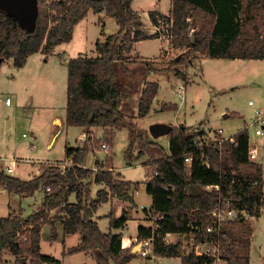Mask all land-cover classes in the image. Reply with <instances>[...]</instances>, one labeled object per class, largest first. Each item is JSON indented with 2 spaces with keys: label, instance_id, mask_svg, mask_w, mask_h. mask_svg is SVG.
I'll use <instances>...</instances> for the list:
<instances>
[{
  "label": "trees",
  "instance_id": "trees-1",
  "mask_svg": "<svg viewBox=\"0 0 264 264\" xmlns=\"http://www.w3.org/2000/svg\"><path fill=\"white\" fill-rule=\"evenodd\" d=\"M37 2L39 12L33 30L0 9V67L6 60L13 59L15 66L21 68L31 55L40 52L47 55L58 45L70 42L74 28L90 11L113 18L119 30L105 36V41H97L96 57L80 55L68 62L64 125L82 128L88 134L93 129H104L109 141L113 140L114 130L127 127L131 145L137 141L140 155L151 159L149 171L153 178L147 183L146 192L153 199V215L162 217L156 223L152 221L148 228L140 226L138 240L153 237L157 257L179 258L182 264H211L209 257L197 256L194 249L186 253L182 242L167 244L164 237L167 233L190 234L194 235L195 244L198 243L205 237L207 227L213 225L212 212L218 205L246 211L256 219L262 216L263 167L248 159V132L238 131L236 143L224 142L222 146L215 144L207 149L205 156L210 166L193 145L185 125L170 133L168 151L146 140L144 132L133 122L136 113L133 98L137 90L141 92L137 113L140 117L148 116L160 85L147 79L161 69L149 62L136 67L130 65L134 61L135 44L161 38V34L145 31L141 15L132 6L133 0ZM171 2L169 15L150 11L149 17L153 26L167 32L173 49L188 50L214 60H264V0ZM196 29L193 40L192 30ZM173 64L169 63L166 71H172ZM177 108L175 104H165L162 110L176 111ZM65 154L73 164L65 172L60 166H50L40 176L25 181L0 170L1 189L27 197L39 190L46 193L42 206L34 214L22 217L12 212L0 217V264H5V253L16 257L14 264H62L41 253L42 229L51 224V238L56 240L54 225L57 221L63 225L66 236H80L77 245L65 248L67 255L90 254L97 264L112 261L127 264L138 257L136 252L123 248L122 234L113 232L123 227L127 221L125 216L115 218L109 214L111 231L108 234L100 230L93 216L110 196L133 204L131 190L139 183L122 180L112 167L102 165L97 171L85 167L87 149L84 147H67ZM188 157L193 158L190 164L186 163ZM93 182L105 184L109 191L100 190L97 198L91 199ZM209 185L220 189L205 190ZM73 193H76V203L69 202ZM52 212L65 216L56 219ZM220 231L224 236L222 245L228 251V264H250L253 222L241 218L224 223Z\"/></svg>",
  "mask_w": 264,
  "mask_h": 264
},
{
  "label": "rangeland",
  "instance_id": "rangeland-1",
  "mask_svg": "<svg viewBox=\"0 0 264 264\" xmlns=\"http://www.w3.org/2000/svg\"><path fill=\"white\" fill-rule=\"evenodd\" d=\"M170 2L171 0H160L159 6L165 10ZM156 3L157 2L154 3L152 0H136L138 10L147 17H149V11L153 10ZM104 22L106 25H103ZM145 25V30L147 29L146 32L151 34L153 30H155L161 34V38H163L164 41H168V44L156 40L140 43L138 47L139 54L134 52V61L131 62L130 65V67H136L145 62H149L153 67L161 69L160 73L152 74L147 79L149 82H156L160 85L158 97L148 116L140 117L137 113V104L141 92L138 93L137 90L133 98V106L136 112L133 122L138 127L139 131L144 132L145 139L154 141L149 128L155 123L168 124L174 127V129L181 125H185L189 132L195 130L217 132L218 130H222L224 137H230L240 130L248 129L250 143H256L259 147V161L263 160L264 176V136H256L255 131L257 127L252 125L256 112L260 111L264 113V62L258 63L255 60H243L241 61L243 66L241 64H233L235 65L233 67L235 71L234 73L232 72V74L235 75V80H237V75L247 76L246 79L241 81V86L239 85V87L233 90L227 88V90H230L227 94L217 93V95L214 91L207 88V84L203 81L199 62H201L204 56L188 50L173 49L170 45L167 32L153 25ZM108 28L112 30V33H106V29ZM82 29H84V33H78L79 35L76 33L70 42L64 43L65 45L62 46L63 49L66 47V55H62L58 48L47 55L42 52L38 54L42 55L44 60L51 59L55 61L56 59H60L61 55L64 56L67 61L75 58L78 54H82L89 58L96 57V43L97 41H103L99 38H104L108 34H115L119 26L113 18L109 19L107 15L99 17L98 15L89 14L79 25V32ZM86 32H88L87 37H85ZM196 32L197 29L192 30L193 40H195L194 34ZM97 38L99 40H97ZM95 40L97 41L95 42ZM57 61H61V59ZM172 62H174L173 66H171L172 71H166L169 63ZM191 63L195 65V68L190 67ZM223 63L226 65L231 62L228 60L207 59V62L205 59L203 60L204 71L206 72V70H208V78L210 77V80L219 79L218 74L221 72L222 67H224ZM240 65L244 69L239 68ZM52 67L53 65H51L50 62L45 68L43 65H40V75L35 80L33 88L31 87V89H29L30 86L29 83L27 85L26 78V73L29 71V68L26 69L25 74H23L24 72L22 73V77H17V70L13 64L5 61L1 65L0 157H3L7 162L13 160L17 161L18 166L14 175H17V178L21 180H29L33 175L37 174L39 170L43 172L50 166L61 167V165L65 164L72 165L71 162L38 163L48 160H63L65 158V147L67 145L71 148H86L87 155L85 166H87V168H93V165L97 166L95 164L96 160L101 159L104 161L99 164L104 165L106 168H115V171L122 173L123 179L125 178L127 181L135 183H142L135 193L134 202L136 205L132 204L134 206L131 208V213L134 215V218L128 222V226L123 230L124 239H134L137 236L139 225L143 223L140 222L138 216L140 218L144 215L143 208L149 210L152 206L153 199L146 192V185L144 182L146 176H151L153 173L149 171L150 166L146 167L147 173L141 166V164L145 162L151 163V159L145 154L141 157L139 156L140 148L138 142L136 141V143L134 142L133 145H131L132 141L131 138L129 140L127 133L129 129L126 130V128L117 132L114 142L113 140L109 141V139L105 137V133L96 135L95 132L91 134L85 132L88 140L86 142H80L82 129L71 128L68 134L66 131L67 129H65L63 133L58 136V139L54 142L52 147L49 148L48 146L54 133L52 130L55 129V126H53L51 122L55 118L64 119L67 106V77L64 78V75H61L60 69L56 70L52 69ZM210 69H214L217 74L211 75ZM45 72H50L51 80L49 77L43 79V74ZM176 72L179 74L177 75ZM253 72H256V74H253ZM191 77H193L194 80L193 84H189L192 80ZM53 80H55V82H53ZM246 82L252 84L250 86H245ZM182 84L186 85V93L183 99L176 95V90ZM48 93L52 94L47 98V101L53 105H50V107L46 109L39 108V105H36L32 110L28 108L30 97L39 100V102H36L41 105L46 102V95ZM7 97H11V101L12 99L14 100L12 107L6 106ZM165 104H175L178 108L176 111H163L162 107ZM231 113H238V116L225 117ZM155 141L156 144L162 146L167 151L169 150V136H163ZM31 143L36 145L34 151L30 149ZM102 143H106L110 146V150L100 148V144ZM130 155L132 156L131 158L134 164L132 167H129L126 162L127 156ZM92 189L95 195L97 190L96 186ZM2 197L3 196L0 194V217H6L8 200ZM40 204V193H37L35 198H20L18 195H12L10 199L12 208L16 210L21 208L23 214L26 216L32 214L35 208ZM129 205L130 203H127L123 205V207L129 209ZM114 207H116L113 209L115 215L120 216L122 208H118L116 205H114ZM110 211H112V206L110 203H106L102 205L97 212L98 216H102L98 218V226L101 231H107L109 229V218L105 216L108 215ZM54 213L55 215L53 213L52 215H54L56 219H60V217L63 216L61 213ZM246 218L253 223L256 219L249 214ZM149 220L152 221V219ZM56 228L57 233H60L58 226ZM42 230L41 252L43 251L46 254L60 259L63 264H97L92 256L86 254L77 253L75 255H67L63 253L65 252V247L63 246L61 235L57 234L58 239L51 242L49 241L51 226H46ZM255 230L257 233L256 247L259 249L260 246L264 247V216L261 220L256 222ZM175 240L176 242H182L186 253L192 251L195 243L194 235H184L175 238ZM140 243L141 241L138 240L132 244L130 250L136 252L138 257L134 258L129 264H182L179 258H158L155 256H153L152 259L143 258L139 256L140 246L139 249L136 248ZM3 261L5 264H14L16 257L12 254L5 253ZM25 261L26 260L23 259V262ZM257 263V253H255V264ZM111 264L116 263L112 261Z\"/></svg>",
  "mask_w": 264,
  "mask_h": 264
},
{
  "label": "crops",
  "instance_id": "crops-1",
  "mask_svg": "<svg viewBox=\"0 0 264 264\" xmlns=\"http://www.w3.org/2000/svg\"><path fill=\"white\" fill-rule=\"evenodd\" d=\"M154 3L155 2H157L156 4H155V6H154V8H153V10H150V11H158L159 13H161V14H163V15H169L170 14V11H171V8H172V2H170V3H168V5L166 6V9L165 10H163L162 9V7L161 6H159V3H160V0H152ZM132 6H133V8H134V10L136 11V12H138L140 15H141V17H142V20H143V22H144V24H148V25H152V22H151V20H150V17H147L145 14H143V13H141L139 10H138V8H137V6H136V0H133V4H132ZM149 11V12H150ZM89 14H94L92 11H90L89 12ZM88 14V15H89ZM94 15H98L99 17L100 16H106V14L105 13H100V14H94ZM148 16H149V14H148ZM88 17V16H87ZM86 17V18H87ZM109 19H112L111 17H109V16H107ZM85 18V19H86ZM84 19V20H85ZM83 20V21H84ZM83 21H81L79 24H77L76 25V27L74 28V30H73V37L75 36V34L77 33H84V29H82L80 32H79V25L83 22ZM103 25H106L105 24V22H104V24ZM145 27H146V25L144 26V29H145ZM85 28V27H84ZM119 30V29H118ZM147 30V29H146ZM145 30V31H146ZM118 32V31H117ZM116 32V33H117ZM106 33H112V30L111 29H106ZM156 33V31L155 30H153V32L151 33V34H155ZM78 34V35H79ZM87 34H88V32H86V35H85V37H87ZM108 35H111V34H108ZM72 37V38H73ZM99 39H101V40H103L104 41V39H105V37L104 38H99ZM98 38H97V40H99ZM97 40H95V42L97 41ZM150 40H156V41H162V43H164V44H168V41L167 40H163V38H156V39H150ZM144 41H149V40H143V41H140V42H137L136 44H135V53H138L139 54V51H138V47H139V45H140V43H142V42H144ZM63 45H65L64 43L63 44H60V45H58L56 48H58V50L60 51V53H62V55H66L65 53H66V47H64V49L62 48V46ZM56 48H54L53 50H55ZM61 55V61H57V60H60V59H56V61L55 60H51V59H45L44 60V58L42 57V55H40V54H34V55H31L28 59H27V62H26V64L23 66V67H21V68H18V67H16L15 66V64H14V60L13 59H8V60H6V62H8V63H10V64H13V66H15V69L17 70V72H16V74H17V77H20L21 75H22V73L23 74H25V71H26V69L27 68H29V71L26 73V78H27V85H28V83H29V89H31V87L33 88V84L35 83V80L37 79V77L40 75V72H39V66L40 65H43V67L45 68V66L46 65H48L49 64V62L51 63V65H53V67H52V69H60L61 70V75L63 76L64 75V78H66L67 77V81H66V84H67V89H68V62H69V60L67 61L65 58H64V56H62ZM80 55H82V54H78V56H80ZM135 55V54H134ZM137 55V54H136ZM78 56H76V57H78ZM141 57H143V58H145L144 56H142V55H140ZM149 58V57H148ZM205 59V61L207 62V59H209V58H207V57H203L202 58V60H201V62H199V66H201V71H202V76H203V81L205 82V84H207L206 85V87L207 88H209V89H211L212 91H214L216 94L218 93H221V94H227L230 90H227V88H229V89H235V88H237V87H239V85H240V83H241V81H243V80H245L246 79V77L247 76H239V75H237V80H235V75H233L232 74V72L234 73V71H235V69H233V67L235 66V65H233V64H243V63H241V61H243V59H234V60H228L229 62H231V63H229V64H226L225 65V63H223L224 65V67H222V69H221V72L218 74L219 76H218V78L219 79H217V80H210L209 78H208V74H209V72H208V70H206V72L204 71V68H203V60ZM141 60H144V59H141ZM214 60V59H213ZM221 60H223V59H221ZM246 61V60H245ZM249 61V60H248ZM255 61H257L258 63H261V62H264V60H255ZM255 61H253V62H255ZM223 62V61H222ZM232 62H234V63H232ZM39 65V66H38ZM241 65H240V67L239 68H242L241 67ZM243 66V65H242ZM190 67H192V68H195V65L194 64H190ZM197 68V67H196ZM233 69V70H232ZM242 69H244V68H242ZM49 70V69H48ZM210 71V74L211 75H214V74H217V72L214 70V69H210L209 70ZM244 71H246V70H244ZM253 74H256V72H253ZM36 75V76H35ZM34 76H35V78H34ZM22 77V76H21ZM47 77H49L50 78V80H51V75H50V72H48V73H44L43 74V79H45V78H47ZM191 83H189V84H193L194 83V80H193V77H191ZM53 82H55V80H53ZM252 83H245V86H250ZM241 86V85H240ZM28 89V90H29ZM30 93V92H29ZM52 94V93H51ZM51 94H47L46 95V102L45 103H42L41 105L40 104H38L37 102H39V100H35V99H33V98H31L30 97V99H29V101H28V108L30 109V110H32L36 105H39L38 107L39 108H49L50 107V105H53V104H51L50 102H48L47 101V98H49L50 97V95ZM217 94V95H218ZM17 95H18V93H17ZM7 98H11V97H7ZM186 100V99H185ZM37 101V102H36ZM19 103V102H18ZM13 104H14V100L12 99V101H11V104H7L6 103V106L7 107H12L13 106ZM66 104H67V102H66ZM162 104H164V103H162ZM67 107V106H66ZM234 114V115H233ZM230 116H238V113H231V114H228V115H226L225 117H230ZM64 120H65V118L63 119H60V118H55V119H53L52 120V125L53 126H55V129L54 130H52V131H54V133H53V135H52V137H51V140H50V143H49V148L50 147H52V145L54 144V142L58 139V136H60L62 133H63V131L65 130V129H67L66 131H67V134H68V131L71 129V128H78V127H66L65 125H64ZM126 128V130L128 129L127 127H122V128H117L116 130H114V133H113V142H114V139H115V136H116V134H117V132L120 130H122V129H125ZM78 129H82V128H78ZM105 131L106 130H104V129H93L92 131H91V133L93 132H95L96 133V135H99V134H103V133H105ZM85 133V130H83L82 129V133L81 134H84ZM127 133H128V138H129V140H130V136H129V130H127ZM25 137V136H24ZM161 138V137H160ZM159 139V138H158ZM154 141L153 142H156L155 140H157V139H153ZM158 143V142H157ZM31 145V144H30ZM67 147H69L68 145L65 147V150H66V148ZM35 148H36V145H35ZM35 148L34 149H31L32 151H34L35 150ZM69 148H71V147H69ZM72 148H74V147H72ZM76 148V147H75ZM78 148V147H77ZM140 152V151H139ZM139 156L141 157L142 155H140V153H139ZM132 156L130 155L129 157H127L126 158V162H127V165L129 166V167H132L134 164H133V161H132V158H131ZM263 158V157H262ZM102 161H104V160H101V159H97L96 160V165L97 166H95V165H93V168L92 169H95V171H97L99 168H100V166H102L101 164H99L100 162H102ZM263 161V160H262ZM262 161H261V165H262V167H263V164H262ZM45 162H48V163H51V162H71V160L70 159H66V154H65V158L63 159V160H57V161H53V160H48V161H44V162H42V161H40V162H38V163H45ZM72 163V162H71ZM264 163V162H263ZM13 164H16V168H15V170H14V172H13V174H8V175H11V176H14V177H16L17 178V175H14L15 174V172H16V169H17V166H18V162L17 161H15V160H13V161H10V162H7L3 157H0V170H3V171H5L6 170V168L7 167H11ZM73 165V164H72ZM141 166L146 170V173H147V168L146 167H148V166H150V164L149 163H142L141 164ZM85 167H87V166H85ZM113 167H114V162H113ZM39 169V168H38ZM112 170H114L115 171V168H112ZM118 172V173H117ZM43 172H40V170H39V172L37 173V174H35V175H33L29 180H31L32 178H34V177H37V176H40L41 174H42ZM115 173L117 174V175H119L120 176V178L122 179V180H126L125 178L123 179V177H122V173L121 172H119V171H115ZM263 178H264V176H263ZM26 181V180H25ZM127 181V180H126ZM86 182H88V181H86ZM132 182V181H131ZM133 183H135V182H133ZM137 183H139V182H137ZM142 183L140 182L139 183V186H134V188L131 190V196H132V198H133V200H134V197H135V193L138 191V189L140 188V185H141ZM94 186H96V193H95V195H94V193H93V187ZM90 188H91V199H96L97 198V193L100 191V190H106V191H109V189H108V187L105 185V184H103V183H101V184H96V183H92L91 184V186H90ZM146 189V188H145ZM43 190H39V191H37L36 193H35V195L34 196H31V197H27V196H25V195H20V194H16V193H9L6 189H1L0 188V194L3 196L2 198H4V199H7L8 200V203H7V216H9L12 212L13 213H15V214H21L22 215V217H28V216H30V215H32V214H34L36 211H38L39 210V208L42 206V204H43V201H44V198H45V195H46V193L44 192ZM37 193H40L41 194V204L38 206V207H36L35 208V210H34V212L32 213V214H30V215H24L23 214V210L20 208V209H18V210H16V209H13L12 208V206L10 205V199H11V197H12V195H18V196H20V198H35L36 197V194ZM263 193H264V187H263ZM4 194V195H3ZM93 195H94V198H93ZM152 197V196H151ZM69 202L70 203H76L77 202V197H76V193H73L70 197H69ZM106 203H110L111 204V206H112V211H110V213L109 214H111V212L113 213V215H114V217L115 218H120V217H122V216H125L126 218H127V221H126V223L123 225V227L122 228H119V229H114L113 230V232L114 233H116V234H122V236H123V230L128 226V222L132 219V218H134V215L131 213V208L134 206V205H136L135 204V202L133 203L134 205H132V203H130V202H126V201H123V200H120V199H118V198H115V197H112V196H110L109 197V200H108V202H105V203H103L102 205H104V204H106ZM127 203H130V207H129V209H125V207H123V205H126ZM101 205V206H102ZM114 205H116V206H118V208H122V211H121V215L120 216H117V215H115V213H114V210L113 209H115L116 207H114ZM152 205H153V200H152ZM100 206V207H101ZM99 207V208H100ZM117 208V209H118ZM151 208H152V206H151ZM151 208H150V210H147V209H144L143 208V210H144V215H142L140 218H139V216H138V219L140 220V222H143L141 225H139V227L140 226H143V227H150L151 225H152V221L151 220H149V219H152V217H151V212H152V210H151ZM116 209V210H117ZM99 210V209H98ZM116 210H115V212H116ZM98 212V211H97ZM97 212L94 214V216H93V220L94 221H96L97 222V224L99 225V221H98V218L99 217H102V216H98V214H97ZM54 215H55V213L54 212H52ZM109 214L108 215H106L105 217H107V218H109ZM54 215H52V216H54ZM6 216V217H7ZM63 216H65V214H63ZM263 216H264V209H263V212H262V216L260 217V218H258V219H255V221H254V223H253V237H252V246H251V253H250V264H255V253H257V261H258V263L257 264H264V261H263V257H264V247H262V246H260V248L259 249H257V247H256V239H257V233H256V230H255V224H256V222H258L259 220H261L262 218H263ZM151 217V218H150ZM46 226H51V231H50V235H49V241H56L57 239H58V236H57V239L56 240H53L52 238H51V235H52V229H53V226L51 225V224H46L44 227H46ZM58 226V229H60V233H57L58 235H61V238L63 239V246L65 247V248H70V247H73V246H75V245H77L78 243H79V238H80V236H79V234H75V235H65L64 234V230H63V225L61 224V222L59 221V222H57V223H55V230H56V232H57V227ZM43 227V228H44ZM139 227H138V230H139ZM43 231V230H42ZM111 231V227H110V218H109V229L107 230V231H102L104 234H108L109 232ZM73 241V242H72ZM136 241H138V233H137V236L134 238V239H124V236H123V240H122V244H123V248L124 249H131V247H132V244L133 243H135ZM41 243H42V241H41ZM139 246L140 245H137L136 246V248L137 249H139ZM64 251H65V249H64ZM132 252H134V251H132ZM42 254H44V255H48V256H51V257H53L52 255H50V254H46V253H44L43 251L41 252ZM63 253H65V252H63ZM82 254H86V253H82ZM86 255H89V256H91L90 254H86ZM155 257H157V256H155ZM55 258V257H54ZM159 258V257H158ZM57 259V258H56ZM149 259H152V257L151 258H149ZM58 260H60V259H58ZM133 260V259H132ZM131 260V261H132ZM61 261V260H60ZM130 261V262H131ZM62 262V261H61ZM129 262V263H130ZM129 263H127V264H129ZM62 264H63V262H62Z\"/></svg>",
  "mask_w": 264,
  "mask_h": 264
},
{
  "label": "built area",
  "instance_id": "built-area-1",
  "mask_svg": "<svg viewBox=\"0 0 264 264\" xmlns=\"http://www.w3.org/2000/svg\"><path fill=\"white\" fill-rule=\"evenodd\" d=\"M186 93V85L182 84L178 87L176 90V95H178L180 98H184ZM6 103L9 105L11 104V99L7 98ZM252 125L257 127L255 134L256 136H264V113H261L260 111L256 112L254 121L252 122ZM248 132V129H245ZM192 143L197 149V151H201L205 158V164L207 166H210L208 157L205 156V152L210 147L214 146L215 144H218L220 146L223 145L224 142H230V143H236L235 135L233 136H223L222 130H218L217 132H211L206 130H195L190 131ZM25 136V135H24ZM88 140V137L86 133L82 134L80 136V142H86ZM31 149L35 148V144L31 143ZM100 148L104 150H110V146H108L106 143L100 144ZM248 159L250 162L258 163L260 164L261 161H259V147L256 143L251 144L249 139V152H248ZM193 158L188 157L186 158V163L190 164L192 162ZM72 165H61L62 171L65 172V170ZM16 168V164H13L11 167H7L4 171L6 174H13L14 170ZM95 170V169H94ZM157 174V172L155 173ZM153 178V175L146 176V180L144 182L145 185ZM205 190H219V186L215 185H209L204 187ZM50 190V189H48ZM227 203V202H226ZM150 210V209H149ZM248 213L246 211H238L236 209H227L223 205H218V207L212 212L213 217V225H210L206 229V235L203 237L202 240H200L198 243H194V251L197 256H207L212 260L211 264H228L227 260V254L228 251L224 248L222 245V239L223 235L220 231L221 226L224 223L232 222L239 220L241 218H246ZM152 221L156 223L157 220H161V216L153 215L151 212ZM216 226V227H215ZM184 235H178V234H172L167 233L164 237V242L167 244H175L177 243L175 238L181 237ZM139 256L143 258H151L154 256V238H148L145 240H142L140 243V250H139Z\"/></svg>",
  "mask_w": 264,
  "mask_h": 264
},
{
  "label": "water",
  "instance_id": "water-1",
  "mask_svg": "<svg viewBox=\"0 0 264 264\" xmlns=\"http://www.w3.org/2000/svg\"><path fill=\"white\" fill-rule=\"evenodd\" d=\"M0 9L12 15L24 27L31 30L35 28L39 12L37 0H0ZM173 130L174 127L163 123L152 124L149 128L154 139L169 136Z\"/></svg>",
  "mask_w": 264,
  "mask_h": 264
}]
</instances>
